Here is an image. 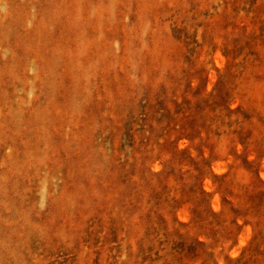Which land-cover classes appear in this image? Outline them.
Masks as SVG:
<instances>
[{
  "label": "rangeland",
  "instance_id": "obj_1",
  "mask_svg": "<svg viewBox=\"0 0 264 264\" xmlns=\"http://www.w3.org/2000/svg\"><path fill=\"white\" fill-rule=\"evenodd\" d=\"M0 264H264V0H0Z\"/></svg>",
  "mask_w": 264,
  "mask_h": 264
},
{
  "label": "trees",
  "instance_id": "obj_2",
  "mask_svg": "<svg viewBox=\"0 0 264 264\" xmlns=\"http://www.w3.org/2000/svg\"><path fill=\"white\" fill-rule=\"evenodd\" d=\"M203 192H199V198L197 199L198 201H197V204L198 205H201V203H202V201H203ZM235 262H237V261H235Z\"/></svg>",
  "mask_w": 264,
  "mask_h": 264
}]
</instances>
